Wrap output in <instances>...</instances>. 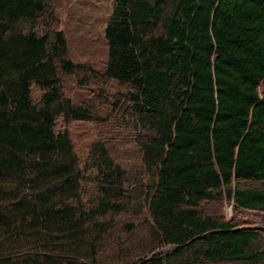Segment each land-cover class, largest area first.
I'll return each instance as SVG.
<instances>
[{
  "label": "trees",
  "instance_id": "obj_1",
  "mask_svg": "<svg viewBox=\"0 0 264 264\" xmlns=\"http://www.w3.org/2000/svg\"><path fill=\"white\" fill-rule=\"evenodd\" d=\"M50 11L0 0V264H100L113 216L142 206L141 250L167 251L131 264H264L262 230L203 208L264 212V0H113L102 76L126 88L140 162L130 178L94 143L87 202L86 166L56 120L93 114L62 92L60 74L81 67L63 32L34 30Z\"/></svg>",
  "mask_w": 264,
  "mask_h": 264
},
{
  "label": "rangeland",
  "instance_id": "obj_2",
  "mask_svg": "<svg viewBox=\"0 0 264 264\" xmlns=\"http://www.w3.org/2000/svg\"><path fill=\"white\" fill-rule=\"evenodd\" d=\"M112 6L113 0H51V11L38 18L34 29L39 34L61 30L67 41V58L81 66L73 74H60L61 88L73 103L90 106L93 116L88 120L69 121L59 117L56 129L68 132L79 165L86 166L80 182L84 202L96 192V172L87 166L94 143H103L112 157L124 166L130 178L136 177V165L140 162L135 144L137 129H134L123 100L126 88L102 76L107 52L104 28ZM30 92L34 101L42 94L35 85L31 86ZM132 182L134 184L135 180ZM131 200L138 204L136 197ZM203 208L212 215L220 213L225 221L256 227L264 232V212L240 209L227 199H223L220 205L206 204ZM113 223V234L107 237L99 252L100 264H131L143 256L149 258L167 251L166 246L157 243L144 252L140 248L149 241L147 223L151 222L146 206L140 211L130 209L113 216Z\"/></svg>",
  "mask_w": 264,
  "mask_h": 264
}]
</instances>
